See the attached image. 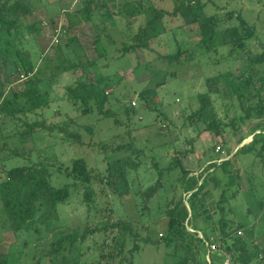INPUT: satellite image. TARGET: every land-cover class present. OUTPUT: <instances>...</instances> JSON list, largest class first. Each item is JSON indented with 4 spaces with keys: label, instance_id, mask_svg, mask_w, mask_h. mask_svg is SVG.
<instances>
[{
    "label": "trees",
    "instance_id": "trees-1",
    "mask_svg": "<svg viewBox=\"0 0 264 264\" xmlns=\"http://www.w3.org/2000/svg\"><path fill=\"white\" fill-rule=\"evenodd\" d=\"M80 1L79 9L75 11L68 9L64 16L69 30H77L78 27L85 30V36L91 41L90 44L94 46V51L98 55L94 60L84 63L77 59V50L84 49L80 36H68L67 30L58 28V22L54 20H51L46 28L52 29L55 34L56 48L62 56L70 54L76 57L75 61L65 59L66 66L61 64L59 68L67 72L80 69L85 74L74 86L66 87L67 100L75 110L81 112L78 117L90 118L96 113L101 117L95 119L94 125L84 127L71 118L54 125H48L44 118L32 122L23 120V117L37 115L50 106L49 94L40 89L42 82L47 79L42 78L44 66L39 68L34 65L31 51L26 44L27 37H42L41 25L44 23L41 21L27 23V19L32 17L36 10L31 0H0V71L2 69L7 71L8 78L12 79L11 85L22 83L20 90L10 89L7 94L0 78V121L9 120L16 126L20 124L24 128L22 131L17 129L13 134L15 142L27 145L33 142L37 134L42 131L49 133L59 131L63 134L61 138L63 143L82 146L84 139L80 134L81 129L86 130L92 142L96 135V122L108 119L112 120L114 125L120 126L117 112L106 107L110 97L103 83L110 79L104 78L98 72L91 78L88 68L95 67L100 60L112 54L119 53L118 60H124L129 54H134L138 50L156 54L153 61L146 63L147 70L158 66L163 68L169 61L180 64L190 63L196 53L204 56L225 47L229 48V58L243 52L244 58L238 72L228 70L205 79L206 92L197 95L199 106L184 118L183 127L197 129L202 125V131L208 132L214 140H217L228 128L238 133L240 124L253 120L258 123L252 130L253 137L249 143L239 148L230 159L221 163H217L212 158L209 159L208 162L211 163L198 175H194L196 171L184 165V161L189 158L193 150H177L179 157L172 159L166 168H161L152 157V172H154L152 174L156 176V180L154 184L145 187L142 186L141 181L136 183V178L147 153L144 148L137 147L132 139L121 145L113 143L110 145L103 141L93 144L101 150L99 154L104 156L107 162L105 174L101 176L93 174L83 157H75L67 165L61 162L47 164L46 160L45 162L44 160L32 161L31 152L25 154L19 153L18 150L10 151L11 157L27 158L29 162L22 167L3 169L4 179L0 182V202L6 215L4 225L8 224L16 234L28 232L39 234L42 228H47L49 233L35 239L21 238L23 242L21 240L17 243L20 246L17 251L19 254L17 262L11 261L9 251L7 256H0V264H40L46 258H49V262L53 264H79L77 258L72 255L74 247L97 236L103 239L96 246L97 260L90 264H135L136 257L145 246L161 244H164L166 248L173 247L176 251L182 250L183 258L179 264H264V244L249 242L241 235V231L244 230L241 225L237 226L236 232H233L235 222L227 220L225 216L227 209L231 211L229 201L236 197L239 189L241 172L237 167L238 156L253 154L259 138L264 140V75L258 68L264 64V50L255 53L248 46V42L255 37L253 28L240 14L235 17L234 11L225 14H207L202 0H137L133 4L126 2L125 7L117 14L129 22L143 17L144 24L118 47V43L107 35L106 26L103 25L107 21L115 23V13L106 12L102 17L104 20L97 25L94 21L95 14L99 15V8L106 9L105 3L98 0ZM93 7L97 9L96 13ZM236 22L237 25H235ZM194 26L200 32V40L194 48L190 50L178 48L175 53H168L167 47H164V53L153 48L152 44L159 39L175 38L177 30ZM90 28L95 29V37L90 35ZM102 35H106L105 39ZM187 55L188 57L183 61ZM39 57L43 59V53L39 54ZM145 80L147 79L143 81ZM164 84L166 79L153 83L152 88L144 89L139 94V100L145 104L144 108L147 111L159 113L158 116L163 118V121L168 119L160 110L157 90ZM222 93L227 98H236L238 101L242 111L238 116L240 123L233 120L226 123L219 117L214 98ZM122 108L129 120L138 110L131 104L123 105ZM73 127L74 129H71ZM260 131L261 133H258ZM126 134L125 137L131 138L130 132ZM121 136L118 134L115 138ZM246 138L247 136L241 137L238 141L239 145ZM0 139L9 140L6 136H1ZM123 141L125 142L124 138ZM195 141L196 138H188L186 144L192 147ZM108 149L113 153L129 150V154L125 158L118 159L117 166L113 167L108 161ZM215 150L214 147L213 150L204 152V155L207 157ZM262 150H264V143ZM174 171L180 175L171 185L172 191L177 193L180 190L182 194L178 198L174 195L172 199H166L164 209L157 220L164 216L167 219V225L164 233L159 237L151 229L155 219H150V207L153 201L163 197L166 188L165 177ZM130 173L136 178L129 181ZM54 175L66 180L61 187L56 188L52 185L51 179ZM95 184L104 185L105 189L111 192V196H118L120 199L129 196L140 197L141 210L136 206L138 219L129 217L115 220L112 207L99 209ZM209 186L219 193V200L214 209H210L206 202ZM133 189L136 190L133 191ZM229 191L231 194L228 193ZM76 194L82 197V205L86 207L88 215L91 212L101 215V226L96 221H92L93 226L87 222L74 229L59 224L58 208L68 205ZM185 194L188 195L186 199ZM218 212L221 216L218 223H210L214 214ZM146 215L149 219L144 221L142 217ZM54 221L58 223L53 224ZM186 223L195 233L187 230ZM81 227L84 229L79 234ZM197 232H201L206 239L212 240L218 247L216 251L209 254L210 263L207 259V248L203 240L197 237ZM55 233H57L56 238L48 242L50 235ZM46 241L47 243H44ZM31 247L41 248V252L34 254L32 261L30 258L22 262L20 249L22 248V254L28 257L27 251Z\"/></svg>",
    "mask_w": 264,
    "mask_h": 264
},
{
    "label": "rangeland",
    "instance_id": "rangeland-1",
    "mask_svg": "<svg viewBox=\"0 0 264 264\" xmlns=\"http://www.w3.org/2000/svg\"><path fill=\"white\" fill-rule=\"evenodd\" d=\"M135 1L137 0H98V2L105 3L106 9L99 8L98 12L100 13L99 15L95 14L94 21L97 25H100L101 21L104 20L102 17L106 12L115 13V23L107 21L103 25L106 26L107 35L118 43V47H120L121 42H124L130 35L135 34L138 28L144 24L143 17H138L129 22L117 14L118 11L125 7L124 4L126 2L133 4ZM202 2L205 5V12L209 15L225 14L230 11H234L235 17L237 14H240L248 25L253 28L255 33V37L248 42V46L255 53L261 52L262 49L264 50V0H202ZM31 3L36 10L33 16L27 19V23L31 24L35 21H41L44 24L41 25L43 29L42 37H27V48L31 51L34 65L39 68L44 66L42 78L52 79H46L40 85L41 91L49 94V108L37 115L23 117V120L32 122L44 118L48 125H54L61 124L66 119L71 118L75 119L82 127L94 125L95 119L101 117L97 116V113L90 118L78 117L81 115V112H78L70 105L66 96V87L74 86L85 74L80 69L74 72H67L59 68L61 64L66 66L67 61L65 59L75 61L76 57L70 54L62 56L56 48L57 40L55 34L52 32V29L46 28L48 27V23L54 20L58 22V28H65L67 30L68 36H80L84 49L83 51L77 50V59L84 63L88 60H94L98 55L94 51V46L90 44L91 41L85 36V30L82 27H78L77 30H69L64 16L65 11L68 9L70 11L79 9L81 1L31 0ZM95 9L93 7V11ZM96 12L97 9L94 13ZM237 24L236 22L235 25ZM89 30L90 35L95 37V29L90 28ZM174 36L175 38L164 37L159 39L152 44L153 48L163 52L167 47L168 53H175L178 51V48L182 50L194 48L200 40V32L195 26L179 29L175 32ZM105 37L106 35H102L103 39ZM41 53H43V59H39V54ZM228 53L229 48L227 47L220 48L217 52H211L204 56L196 53L194 54L193 61L190 63L184 62L180 64L169 61L163 68L158 66L157 68H150L148 70L145 69L146 63L153 61L156 58V54L145 50H138L134 54H129L124 60H118L119 53L100 60L95 67L90 66L88 68V73H90L91 78L94 77L93 74L98 72L104 78L108 77L110 79L103 83L110 97V101L106 107H110L113 111L117 112L121 125L116 126L112 120L108 119L96 122V135L92 142L86 130L81 129L80 134L84 139L82 146L63 143L61 139L63 134L59 131L52 133L42 131L37 134L33 142L22 145L15 142V138L12 136L17 129L22 131L24 128L20 124L16 126L15 123L9 120L0 121V138L1 136L9 138V140L0 139V182L4 179V168L10 170L27 165L29 162L27 158L11 157L10 151L12 152L13 150H18L19 153L24 152L25 154L31 152L30 158L32 161L44 160L45 162L46 160L47 164L61 162L67 165L73 158L83 157L86 159L88 168L93 171L94 175H104L107 162L104 160V156L99 154L101 150L93 145L97 141H103L110 145L111 143L121 145L128 141L130 142V139H132L137 147L144 148L147 157L144 158L141 167L138 169L137 178L131 173L128 176L129 181L134 178L137 180L136 183L141 181L143 187L154 184L156 180V176L152 174L154 173L152 172V157L159 163L161 168H166L172 159L179 157L176 153L177 150H193L189 158L184 161V165L196 171L193 173L194 175L202 172L211 163L208 162L211 158L216 160L217 163L230 159L239 148L252 140L253 135L251 133L258 121L253 120L248 123L238 124V133H234L228 128L224 135L217 140H214L208 132L202 131V125L197 129L183 127L184 118L189 116L199 106L197 95L206 92L205 79L228 70L238 72L244 58L243 52L234 55L232 58L228 57ZM187 57L188 55L184 57L183 61ZM258 68L264 75V64ZM7 75L8 73L5 69L0 71V78L4 83V91L8 94L10 89L20 90L22 83L19 82L20 84L14 83L11 85L12 79H9ZM144 79L147 80L143 81ZM165 79L166 84L160 86L157 90L160 110L168 119H164L163 121V118L158 116L159 113L150 112L144 108L145 104L139 100V94L144 89L152 88L153 83H158ZM214 102L221 120L226 123L231 120L240 123L238 116L242 111L236 98L229 99L222 93L219 97L214 98ZM129 104L132 107L138 108L134 117L132 115L131 120L126 117L122 108L123 105ZM71 129H74V127ZM128 132H130L131 138L125 137ZM258 133H261V131ZM118 134L122 136L115 138V135ZM245 136L247 138L239 145V139L241 137L245 138ZM188 138H196L192 147L186 144ZM263 143L264 140L259 138L254 147L253 154H241L238 156L237 167L241 172L239 189L236 197L229 201L231 211L227 209L225 214L227 220L235 222L233 232H236L237 226L241 225L244 228L241 231V235L248 239L249 242L259 245L264 244V150L261 151ZM5 145L7 148L4 147ZM217 146L222 148L217 151ZM214 147L216 148L215 152L212 151L206 157L204 152H209ZM107 151L109 153L108 161L112 163L113 167L117 166L118 159L125 158L129 154V150L121 151L120 153H113L109 149ZM146 168L148 169L145 170ZM178 175L180 173L174 171L165 177V193L160 200L153 201L150 207V219H155L151 224V229L159 237L162 236L161 234L164 233L167 225V219L164 216L157 220L164 209L166 199H172L174 195L178 198L182 194L180 190L174 193L171 188ZM65 181L64 178L58 175H54L51 179L52 185L56 188L61 187ZM94 188L98 195L97 205L99 209H105L107 206L112 207L115 212V220L129 217L138 219L136 206L141 210L140 197L129 196L120 199L118 196H111V192L105 189L104 185L95 184ZM135 190L133 189V191ZM208 190L206 202L210 209H214L216 202L219 200V193L213 191L211 186L208 187ZM230 192L228 193L231 194ZM187 196L185 194L184 198L186 199ZM58 213L60 217L59 224L69 226L72 229L83 226L87 222L92 225V221L98 222L99 226L102 225L101 215L95 212H91L88 215L86 207L82 205V197L78 194L72 197L68 205L60 206ZM5 218L6 215L0 202V256H7L10 251L11 261L15 260L14 262H17L18 260L19 254L17 251L20 246L17 243H20L21 238L25 237L26 239L28 237L27 239H35L38 236H44L49 233L47 232V228H42L39 234L37 232L13 233L8 224L4 225ZM220 218V213H215L210 223L217 224ZM142 219L147 221L149 217L146 215ZM57 223V221L53 222V224ZM83 229V227L80 228L79 234ZM50 236V239L47 240L48 242L55 239L57 233ZM197 237L201 238L204 236L199 232ZM102 239L103 237L97 236L95 239L89 238L84 244H77L72 251V255L74 258H77L79 264H90L96 261L98 257L96 246L102 242ZM47 241L44 243H47ZM37 252L40 253L41 248L34 249L31 247L27 251L28 257H26L22 254L21 248V261L26 262L30 258L32 261V257L34 254H38ZM182 255L181 249L176 251L173 247L166 248L164 244L159 246L148 245L136 257L135 264H179L183 258ZM40 264L53 263L49 262V258H46Z\"/></svg>",
    "mask_w": 264,
    "mask_h": 264
},
{
    "label": "built area",
    "instance_id": "built-area-1",
    "mask_svg": "<svg viewBox=\"0 0 264 264\" xmlns=\"http://www.w3.org/2000/svg\"><path fill=\"white\" fill-rule=\"evenodd\" d=\"M220 149H221L220 147H217V151H219ZM219 163H220V162H219ZM186 227H187V230H188L190 233H195L194 230H193L190 226L187 225V223H186ZM196 234H199V232H197ZM239 234H241V233H239ZM202 235H203V234H202ZM200 239L203 240L204 245H205V247L207 248V251H208V257H207V259H208V262L210 263L209 254H210V253H213L214 251H216V250L218 249V247H217L216 244L213 243V241L210 240V239H206L205 237H201Z\"/></svg>",
    "mask_w": 264,
    "mask_h": 264
}]
</instances>
